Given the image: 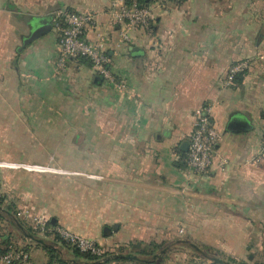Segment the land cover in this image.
<instances>
[{"label":"crops","instance_id":"obj_1","mask_svg":"<svg viewBox=\"0 0 264 264\" xmlns=\"http://www.w3.org/2000/svg\"><path fill=\"white\" fill-rule=\"evenodd\" d=\"M110 2L0 0V185L5 174L23 189L29 166L11 154L29 153L32 137L39 151L84 155L89 228L77 231L55 216L51 221L104 251L139 258L107 264H212L189 261L185 235L201 237L204 248L227 264H264V159L249 164L264 133V0H171L161 7L146 0L153 33L132 31L129 45H118L119 28H107ZM59 11L97 15L123 90L84 59L58 72L53 19ZM44 23L51 29L24 44L28 25ZM97 33L90 29L86 37L95 41ZM242 60L249 68L224 87L229 68ZM202 105L212 107L216 154L228 164L221 170L214 158L207 173L195 174L183 162L181 145ZM174 213H197L195 228L178 224ZM104 227L111 233L104 235ZM33 230L23 234L21 247L34 264H86L51 235ZM140 251L155 252L147 259Z\"/></svg>","mask_w":264,"mask_h":264},{"label":"built area","instance_id":"obj_2","mask_svg":"<svg viewBox=\"0 0 264 264\" xmlns=\"http://www.w3.org/2000/svg\"><path fill=\"white\" fill-rule=\"evenodd\" d=\"M146 1V0H145ZM171 0H151L161 7ZM107 28H119L118 45L131 43L130 33L139 29L148 34L153 33L151 12L142 0H111L105 11ZM53 26L59 31V56L57 70L59 73L66 71L67 63L75 59L87 60L91 69L106 83L113 85L118 90H123V85L115 81L111 70V60L105 51L107 40L106 33L100 32L98 17L93 13L59 11L53 19ZM90 29L98 31L95 41H90L86 36ZM249 68V61L242 60L233 64L223 80V86H231L236 77ZM212 107L202 105L194 111L193 130L188 140V148L183 159L184 164L195 174L207 173L213 164L214 158L223 170L228 164L225 158L216 154V145L219 134L211 122ZM264 159V133L259 153L249 160V164L256 166ZM22 220L32 222L33 228L44 235H57L62 241L75 246L81 253L88 254L102 260L105 255L103 247L95 240L78 235L69 229L53 226L42 217L33 215L27 210L19 214ZM0 264H34L28 253L20 249H10L0 252Z\"/></svg>","mask_w":264,"mask_h":264},{"label":"rangeland","instance_id":"obj_3","mask_svg":"<svg viewBox=\"0 0 264 264\" xmlns=\"http://www.w3.org/2000/svg\"><path fill=\"white\" fill-rule=\"evenodd\" d=\"M34 140L35 139L32 137L29 140V153L24 155L19 153L11 154L13 160H21L20 158L22 157L26 158H23V161L27 162L26 164L29 167H26L25 169L28 170L24 171L25 180L23 189L17 177H12L14 178V184L12 186L10 184L11 178H9L7 182L6 175L4 174V182L0 185V210H2V208H9L10 205H13V212H15L16 219L22 220V217L19 216L18 213L20 214L21 211L27 210L33 215L42 217L46 221L50 222L55 216L59 218L65 226H73L77 231H86L89 228V224L84 217V214H86L85 190L87 186L86 173L82 165L84 163V155H71L63 152L53 154L47 152V148L39 151L37 146L33 145ZM45 140L47 141L48 139ZM0 156H2V154H0ZM78 166H82V169H75ZM10 171L20 170H9L8 172ZM22 190L27 192V197L23 199L19 196ZM72 213H78V215ZM187 214L188 213H174V219L178 224L183 223L186 226L189 224L191 225L190 227L193 226L192 228H195L194 224H197V213ZM79 215L83 217H79ZM23 222L27 227L33 229L32 222L26 220ZM69 230L72 231L71 229ZM183 239H187L191 244L201 249L199 252L200 254L204 252L209 253L198 240L201 239V237L198 236V238L193 241V239L185 235ZM22 243H26V240L9 224L8 219L3 213H0V245L6 246V244H15L23 246ZM188 256L191 262L194 260H203L192 248L189 249ZM210 256L216 257L218 255L210 253L206 259ZM228 258L229 257H227V260H229ZM255 258L257 262L261 261L259 257ZM255 258L252 257V259ZM245 262H250L249 254L245 256Z\"/></svg>","mask_w":264,"mask_h":264},{"label":"trees","instance_id":"obj_4","mask_svg":"<svg viewBox=\"0 0 264 264\" xmlns=\"http://www.w3.org/2000/svg\"><path fill=\"white\" fill-rule=\"evenodd\" d=\"M142 1H143V3H145V0H142ZM13 209H14V206L13 205H10L9 208H2V210H0V213H3V215L8 219L9 224L16 230L17 233L20 234L21 237L24 238L23 234L35 235L36 234V231H34L31 227H27L22 220L16 219V215L14 214L15 212H13ZM49 223L51 225H53V226H56L55 224L52 223V221H50ZM21 229L23 231H21ZM51 236H52V242H54L55 244L58 243L61 246L65 247V248H67L69 250H71L72 253L75 255V257L83 260L86 264H97L96 262L99 261L97 258H95L93 256H90V255L85 254V253H81L75 246H72L71 244L62 241L57 235H51ZM186 244H190V242L189 243L187 242ZM190 248H192V247H190ZM10 249H20V250L25 251L19 245L6 244V246H4V248H1L0 249V252H7ZM192 249L196 253H198V256H200L203 260H206V257L205 256H208L211 253L209 250H207V251H209V253L203 251L204 253H201L200 254L194 248H192ZM121 251H119V252H121ZM154 252L155 251H153V252L140 251V252H138V254L141 255L142 257H145V258L148 259L149 258L148 256H153L154 255ZM49 253L51 254V256L53 255V251L52 250L49 251ZM111 254L112 253L105 251L104 257H107V256H109ZM204 254H205V256H204ZM229 260H231V259H229ZM125 261L126 260H123V259H111V260H108L105 263H101V264H107V263H110V262L121 263V262H125ZM146 264H148V263H146ZM212 264H214V263L212 262Z\"/></svg>","mask_w":264,"mask_h":264},{"label":"water","instance_id":"obj_5","mask_svg":"<svg viewBox=\"0 0 264 264\" xmlns=\"http://www.w3.org/2000/svg\"><path fill=\"white\" fill-rule=\"evenodd\" d=\"M28 28L30 29V33L28 36L25 37V41H24V44H28L34 40H37L38 38H40L41 36L45 35L50 29H51V26L48 24H40V25H32V24H29L28 25ZM260 39L262 38V36L259 37ZM259 39V40H260ZM259 42V41H258ZM137 49L136 48H132V51H136ZM98 79H95V81L97 82ZM188 144L189 142L186 141L184 143H182L181 145V150L186 152L187 151V148H188ZM54 221L52 220V223ZM114 229H116V227L114 226L113 227ZM104 231V235H106V233H111V229H109L108 227H104L103 229ZM31 239H33L32 236H29ZM38 241L39 243H42L41 240H36ZM191 246L198 252H200V250L198 249L197 246L191 244ZM166 250L163 249L159 254L157 255H154L153 256V260H155L156 258H159L161 254H164ZM205 256V255H204ZM207 257V256H205ZM251 258V257H250ZM111 259H125V260H134V261H138L139 258L134 255V254H131V253H114L112 255H109L107 257H104L102 260H99L97 261L96 263L97 264H101V263H105L106 261L108 260H111ZM208 259L213 262V263H216V264H227L225 261L217 258V257H208Z\"/></svg>","mask_w":264,"mask_h":264}]
</instances>
